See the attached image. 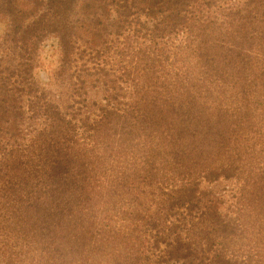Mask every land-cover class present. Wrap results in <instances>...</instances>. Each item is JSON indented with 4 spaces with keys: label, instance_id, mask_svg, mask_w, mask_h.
<instances>
[{
    "label": "trees",
    "instance_id": "16d2710c",
    "mask_svg": "<svg viewBox=\"0 0 264 264\" xmlns=\"http://www.w3.org/2000/svg\"><path fill=\"white\" fill-rule=\"evenodd\" d=\"M0 264H264V0H0Z\"/></svg>",
    "mask_w": 264,
    "mask_h": 264
},
{
    "label": "rangeland",
    "instance_id": "374dc122",
    "mask_svg": "<svg viewBox=\"0 0 264 264\" xmlns=\"http://www.w3.org/2000/svg\"><path fill=\"white\" fill-rule=\"evenodd\" d=\"M56 47H57V42L54 39H49L46 42V47L43 51L42 59L43 63L46 66L52 67V65L56 61Z\"/></svg>",
    "mask_w": 264,
    "mask_h": 264
}]
</instances>
